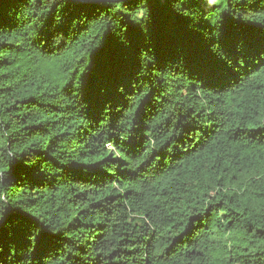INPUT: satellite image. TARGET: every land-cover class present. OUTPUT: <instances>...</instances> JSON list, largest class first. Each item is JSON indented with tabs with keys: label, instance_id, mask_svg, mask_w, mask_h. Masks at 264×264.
Listing matches in <instances>:
<instances>
[{
	"label": "trees",
	"instance_id": "16d2710c",
	"mask_svg": "<svg viewBox=\"0 0 264 264\" xmlns=\"http://www.w3.org/2000/svg\"><path fill=\"white\" fill-rule=\"evenodd\" d=\"M183 3L0 0V264H264V0Z\"/></svg>",
	"mask_w": 264,
	"mask_h": 264
},
{
	"label": "snow or ice",
	"instance_id": "6c2138e0",
	"mask_svg": "<svg viewBox=\"0 0 264 264\" xmlns=\"http://www.w3.org/2000/svg\"><path fill=\"white\" fill-rule=\"evenodd\" d=\"M129 2L134 5L136 3V0H129ZM216 2H217V0H212L211 3H216ZM178 3H181V0H171V5L172 4H178ZM182 6L188 8L189 11H192L194 8L201 9L202 12H211L212 11L211 8H208L206 6L205 0H184V3ZM187 24H188V22H187ZM209 41H211V40H209ZM215 43L216 42H213L210 44H215ZM218 70L224 71L225 69L223 66H221V67H219ZM0 223H2L3 228H5V217L0 216ZM23 227H24L25 240L28 242V245L25 249H27L29 247V245H32L34 241H35V246H36L38 237L44 238L43 234H39V235L33 237V234L31 232V230L29 229V227L26 225H23ZM0 251H2V249H0Z\"/></svg>",
	"mask_w": 264,
	"mask_h": 264
},
{
	"label": "clouds",
	"instance_id": "9594fccd",
	"mask_svg": "<svg viewBox=\"0 0 264 264\" xmlns=\"http://www.w3.org/2000/svg\"><path fill=\"white\" fill-rule=\"evenodd\" d=\"M209 2L211 3V2H212V0H209Z\"/></svg>",
	"mask_w": 264,
	"mask_h": 264
},
{
	"label": "water",
	"instance_id": "95a60500",
	"mask_svg": "<svg viewBox=\"0 0 264 264\" xmlns=\"http://www.w3.org/2000/svg\"><path fill=\"white\" fill-rule=\"evenodd\" d=\"M114 1H120V0H114Z\"/></svg>",
	"mask_w": 264,
	"mask_h": 264
}]
</instances>
